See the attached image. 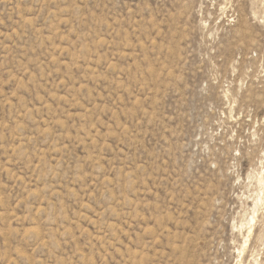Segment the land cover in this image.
<instances>
[{
  "label": "rangeland",
  "instance_id": "374dc122",
  "mask_svg": "<svg viewBox=\"0 0 264 264\" xmlns=\"http://www.w3.org/2000/svg\"><path fill=\"white\" fill-rule=\"evenodd\" d=\"M0 264H264V0H0Z\"/></svg>",
  "mask_w": 264,
  "mask_h": 264
},
{
  "label": "bare ground",
  "instance_id": "6f19581e",
  "mask_svg": "<svg viewBox=\"0 0 264 264\" xmlns=\"http://www.w3.org/2000/svg\"><path fill=\"white\" fill-rule=\"evenodd\" d=\"M262 181V180H261ZM261 183V182H260Z\"/></svg>",
  "mask_w": 264,
  "mask_h": 264
}]
</instances>
